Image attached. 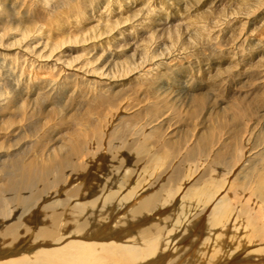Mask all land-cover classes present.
Returning a JSON list of instances; mask_svg holds the SVG:
<instances>
[{
    "label": "bare ground",
    "instance_id": "bare-ground-1",
    "mask_svg": "<svg viewBox=\"0 0 264 264\" xmlns=\"http://www.w3.org/2000/svg\"><path fill=\"white\" fill-rule=\"evenodd\" d=\"M72 1L73 0H70L71 5ZM41 2L42 0H34L35 5L38 6L41 5ZM63 3L64 2H62V4ZM65 3L67 4V0ZM198 3L203 7L201 9L202 17L196 18L197 16L193 11L197 10L196 5ZM113 4H117L118 10H114L112 7ZM128 4H134V6L129 8ZM73 7L76 14H81L82 12L87 11V13L90 14L87 19H89V22H92V24L86 29V32H77L75 35V31V43L83 44L84 42L95 41L92 46L94 49H97L101 44H96V41L108 38L118 24L124 25V20H120L123 18L124 14H126V17H129L128 20H131L128 22L130 23V26L110 38V42L111 40L115 41H112V48L108 53V57L105 59L106 64L104 71H92L89 68H84V65L76 68L70 67L65 60H62V56L55 58V54L53 55V53L56 51L57 45L55 41L50 40L45 36L38 37L32 48L17 50L14 54L7 53L8 48H6V46H0V68L3 69L5 74L7 72L10 74L12 72L11 69H14V67L11 66L12 68H10L8 67L9 65L7 66V64H4L11 61L15 62V60L21 62H27V60H30V65L35 64L39 66V68H48L47 72L49 73H44L41 76L39 74L38 77L42 79L36 78L34 83H30L31 81L27 84L24 83L25 85L23 87L22 82V84L18 83L17 77L12 79V87L14 89V91L13 89L12 91L13 93L15 92V100L22 92L24 97L23 98L21 95L24 99L23 102L26 101L25 108H22L25 109L24 114L25 119H28V124H30L34 116L36 117L37 114L40 113V109L48 108L50 110L51 106L57 99L60 100L62 97H68V95L71 94L73 97L75 94V97H79V105L81 107L84 105V101L86 106L89 102H96V99L98 98H113L114 95H117V97L121 98L119 106L117 107L121 114L126 113L127 111L133 112L134 110L136 111V109L148 105H156L157 100L151 99L149 95L147 96L149 92L153 91L157 93L159 98L163 100L167 99L165 104L168 103V106L161 110L156 118V122L159 126L170 125L169 136H173L175 134L173 129L177 124L173 126L174 123L171 122L174 115L173 109L170 105L175 104L178 100V95L181 97V95H184L185 93V96H191V98L196 101L197 106L200 107L201 111L199 116H201L202 125L209 117L214 116L216 118H227V124H231V126L233 120H236V122L239 121L235 126L231 127V131H235L234 127H239L238 130H242L240 138H238L242 145L244 144L243 148L245 147L246 151L244 152V150H242L243 160L240 167H246L248 165L247 163L250 162V171H247L250 172V176L252 175V177H255L253 180L254 183H251L255 189L250 190V195L244 197V192L240 191L242 190L240 188L243 185L239 184L241 186L239 188L240 192L238 191L239 194L237 193V195H233L231 187L234 188L235 186H232L233 183L231 180L233 179H231V176H234L233 174L237 171V168L236 170L233 169L230 174L228 173V175H231L228 179L225 178L228 175L226 174V176H223L222 173H224L226 169L228 171L229 168H226L222 173L217 171L221 173V177L223 176L225 178H223V180L218 177L219 174H217L218 176H213V174L206 175L205 171L196 174L195 172L198 170H191L193 168L188 171L186 170L187 176H182L181 166L179 165L182 162V157L177 156L173 159L171 164L164 165L163 168L159 170L160 173L157 174L156 179L152 182L149 181V183L148 181L144 182L148 183L145 186L137 185L136 183H138V181L136 180L137 182L134 183L135 185L132 186L131 184L128 190L123 191L125 188L122 187L127 184L128 181L124 182L120 179L119 188L104 195V199L101 202L102 208L100 212H98V215L96 212L92 211V213H89L84 217V213L88 210L89 206L93 209L97 207L100 195H97L96 193L91 194L89 192L91 196L97 197L88 199L87 196L81 198V195L78 196V193L74 194L77 190L73 188L75 190L73 191L72 189L74 193H70L75 197H79L74 203L77 205L76 209L79 210H76L73 212L74 214H72L71 208L74 207L71 206L72 202L68 203L71 201L70 199L67 202H62L64 205L59 210L52 207V210H49L51 212L48 213V211L44 209L46 212H43V218L42 216L39 217L42 218L40 220L38 218L40 215L38 214L41 213L40 211H38L39 213L36 212L37 215L35 214L30 217V220L35 221L38 224L41 223V225L37 228L32 227L35 229H31L30 227H27L26 229L23 228L27 232V237L25 236L27 242L25 243L24 239H22L20 244L16 245L11 242L15 245L13 248H16L18 251H24L21 254L14 256L10 249L9 252L5 250L6 253L0 250V264H264V204H261L264 200V139L261 140L258 137L260 135L264 137V132L257 134V136H254L253 134L254 131H261L264 128V118L260 117L261 115H257V110L255 109L256 106H253L250 111V119L255 118L257 121L250 124L247 123V125L244 126L245 128L243 127V129H241V120H237L240 114L237 112L238 110L236 107L228 103L227 105H222L223 108L220 113H217L215 112V106L220 105V99L212 100L211 98L217 87L219 88L222 83L226 82L234 75L242 77L243 81L240 82L241 84L248 83L249 78L250 80H254V84H256L254 90L264 87V0H210L206 3L204 0H75ZM231 8L235 9L232 10ZM123 9H126V12H123ZM230 9L232 11H230ZM113 11L115 12V15L112 16L111 14ZM94 14L96 15L93 16ZM114 17L116 18L113 22L111 19ZM233 20H239L238 22H243V24H250V28L247 32L242 34L244 36L241 39H230L232 41L229 43V50L235 49V55H227L225 58L214 56L211 59H200L201 55H198L197 58L192 56V60L194 61V65H192L190 63L189 55H197L205 51L209 43V34L213 33L215 28H220L225 22H236ZM173 29L182 30L183 35L189 36V40H186V45L176 43L171 49L167 45L161 46L162 41L160 40L164 39L161 37H165L167 33H170L172 40L176 37L175 35L177 34L170 32ZM179 36L180 35L177 37ZM72 38L73 37L70 38L71 44H73ZM166 40H169V38L165 39V41ZM116 41L119 42L115 43ZM127 44L131 53L127 57L124 55L122 57V54L118 53L119 50L117 47L126 46ZM155 46L161 50L157 52L154 50ZM101 56L102 54L100 57ZM205 60L208 61L205 62ZM41 61L44 62L42 63ZM201 61H203L202 64ZM47 62H50V64ZM223 65L226 70L220 72V68ZM29 70L27 72L31 73ZM213 71H215V74H210ZM21 74L22 72H19L18 75ZM14 75L18 76L16 73ZM28 75L31 76V74ZM33 76L34 75L31 76L32 79H34ZM23 77L24 76L21 75V78ZM68 77L75 78V82L79 84H75L76 86H74V88L70 85V87L67 86L68 84L66 81L68 80ZM4 79L5 77L3 80ZM86 80L94 82V85L86 86L84 83ZM135 80L137 82L152 84L147 90L143 89L134 91L135 88L133 82ZM65 82L67 85H65ZM158 82H164V85L158 87ZM3 83L5 84V82ZM0 85L2 84L0 83ZM247 87L250 88L249 85ZM81 89L87 92V96L84 98L79 95ZM200 92H202V94H198ZM3 93L0 92V110L2 109L1 112L4 114L5 111L8 112L11 110L9 104L15 100L14 94L9 96ZM132 93L139 98V102L136 105L130 106L131 99L129 97ZM209 95L211 97H209ZM208 98L211 99L214 106H209ZM74 100H77V98ZM214 100L218 104H216ZM261 101L264 103V98H262ZM130 109L132 110L130 111ZM73 123L74 121L71 122L74 126ZM81 123L82 122L80 121L76 123L80 127L78 130L74 129L73 131H69L72 127L70 123V126L66 125V127H64L66 130H55V135L53 134L51 139L47 141L46 145H44L46 148L45 152L49 153L50 150H54L56 144L58 146L60 145L59 147H62V150L63 147H66L67 149L70 148L73 150V152L83 148L81 147L83 144L82 136H80L79 133L82 128V126H80ZM147 123H149V121ZM40 124L41 129L47 125V122H42ZM202 125H200V127H202ZM137 126H139V124ZM144 127L146 128V126ZM8 130H6V132L5 130H0V135L3 133V136L5 133L10 135ZM11 130L12 128H10V131ZM200 130H202V128ZM123 133L124 132L122 131V134ZM194 135L195 137H192L191 141L196 143L199 137H201V133ZM235 137H237V135ZM140 140L139 142H141ZM131 142H135V140ZM227 144V135L223 137L220 136V138L213 143L209 155L217 156L218 154H221V152L227 150ZM133 145L136 146L134 143ZM122 147L123 146H120L119 144H113L111 146L110 153L112 161L114 162L111 167L116 166L120 163L123 157H125L123 154L124 152H121ZM233 147L235 148V146ZM130 148V151H133L135 148L138 149V147L134 148V146ZM231 149L233 150V148ZM82 150L83 149H81V151ZM2 151L4 152V150ZM147 152H149V150ZM164 153L163 155L166 156V154L168 155L170 152L166 154ZM183 153L185 154V152ZM128 155L129 154H127V156ZM154 155L155 153L153 154V159ZM159 155L158 157L161 156ZM75 158L77 157L75 156ZM81 159L82 158H79V161ZM165 159L166 158H164V160ZM64 160L66 161V159ZM164 160L162 159V161ZM179 160H181V162ZM67 161H69V158ZM81 161L79 162L80 164ZM176 161H178V163H175ZM220 161L221 160H219V162ZM232 161L233 163L235 162L234 160ZM153 165L154 164H152V166ZM231 165L233 167V164ZM142 166L143 168L139 170H147L144 169L143 164ZM199 166L201 165L199 164L198 167ZM86 168L88 170V165ZM95 168L96 167H94V169ZM80 169L83 168L80 167ZM205 169L206 168H204V170ZM245 170L244 172H246ZM32 172V167L26 169L23 172L19 183L26 187H30L29 189L31 192H34V189L35 192H37L39 190L35 186L40 184L41 187L50 175L47 168L37 174V178L33 177L34 173L32 174ZM89 172H91V170ZM143 172L144 171H141V173ZM239 172L242 171L240 170ZM105 174L109 175L108 171H106ZM122 174L130 181V176L127 175L126 170L122 171ZM98 175L100 174L98 173ZM91 176L96 177L97 174L96 176L93 174L89 177ZM150 176L152 177V175ZM118 178L119 177L116 176V179ZM161 179H163V183H161ZM190 179L193 181L191 185L187 184L188 186H186V189L180 190L182 184H186L185 182H189ZM58 180L60 181V179ZM174 181L180 183L178 190H180L179 193L182 191L183 194L180 195L176 205L173 204V206L167 208V212L169 213V217L167 218V214L165 215L166 211L162 212V209L165 205L172 204V200L176 198V193H174L171 188L167 190L166 188L168 186L166 187L164 182L168 184L169 182ZM237 181V183H239V180ZM99 183L100 184L96 183L97 185L95 186L102 187L101 185L103 184V181L101 180ZM237 183L233 185L237 186ZM20 184L18 187H20ZM183 187L185 188V186ZM246 188L248 187H245V190ZM104 189L105 188H102L101 191H104ZM90 190H92V188ZM89 193L87 195H89ZM14 204L17 203L15 202ZM108 207H110L111 210H106ZM18 208L19 207H17V209ZM39 209L41 210V207ZM26 211L29 213L28 210ZM32 211L34 212V210ZM77 215H79V217ZM93 221H95L96 224L94 227H91ZM3 222L4 220H2L0 224ZM12 223H6L3 232L0 231V237L1 235H13V238L19 236L17 225ZM63 224H65L63 238L66 237L63 241H66V239L68 240L64 244L55 247L50 246L52 248H36L34 245V250L32 246L27 245L28 242H33L30 244L32 245L38 243V241L39 243L42 241L45 243L46 240L50 241L51 239H53L51 241H62L55 238V236L58 234L57 231H60L58 229L62 228ZM100 226H102V229H99ZM123 228H125V230ZM60 234L62 235V233ZM82 235L86 240L81 239L83 238ZM110 238L115 239L112 240ZM106 239L107 241H104ZM42 244L43 243H41V245ZM27 247L30 248L29 251H27Z\"/></svg>",
    "mask_w": 264,
    "mask_h": 264
},
{
    "label": "rangeland",
    "instance_id": "rangeland-1",
    "mask_svg": "<svg viewBox=\"0 0 264 264\" xmlns=\"http://www.w3.org/2000/svg\"><path fill=\"white\" fill-rule=\"evenodd\" d=\"M52 1H54V2H52ZM57 1L56 0H46V1L42 0L41 5L38 6V5H35L34 0H0V30H1V35H2V36L0 35V37H1L0 38V46L1 47L6 46V48H8L7 53L14 54L17 50H22L25 48H32L35 45V40L38 37H44L45 36V37H48L50 40L55 41V43L57 45L56 51H54V53H53V55L55 54V58L62 56V60H65L70 67L76 68V67H80V66L84 65V68H89L92 71H104L105 70V64H106L105 59L108 57V53L110 52V49L112 48V41H115V40H111V42H110V38H112L113 36L117 35L120 31H122V30H124L130 26V23H128L131 21V20H128L129 17H126L125 16L126 14H124L123 18L120 19V20H124V25L118 24L115 27L114 31H112V33H110L108 38H103V39H99L100 41L99 40L96 41V44L100 43L101 46H99L97 49H94L92 45H93V43H95V41L84 42L83 44H78V43L74 42L75 38H76L75 35L77 34V32H82V31L86 32L87 31L86 29L89 27V25L92 24V22H89V19H87V17L90 14H88L87 11L82 12L81 14H76L74 11V7H73L75 0L72 1V5L70 4V0H67V4L65 3L66 0L65 1L64 0H62V1L57 0ZM208 1H210V0H204L205 3ZM62 2H64L63 3L64 5L62 4ZM128 5H129V8L130 7L132 8L134 6V4H132V5L128 4ZM95 7H97V6H95ZM112 7L114 8V10H118L117 4H113ZM202 8L203 7H201L199 5V3L196 5L197 10L193 11V13L197 16L196 18L202 17V14H201ZM231 9H230V11L234 10L235 8H233L232 10ZM122 11L126 12V9H123ZM122 11H121V13H122ZM95 15L96 14H94L93 16H95ZM111 15L112 16L115 15V12L113 11V13ZM115 18L116 17L111 19V21L114 22ZM233 21H236V22H225L226 25L222 24V26L220 28H215V31L213 33L209 34L210 35L209 36V43H208V46L205 49V51H203L197 55H189L190 56V63L192 65H194V61L192 60V56H195V58H197L198 55H201L200 59H203V58L204 59H206V58L211 59L214 56L225 58L227 55H229V56L235 55V49L229 50V48H230L229 43L232 41L230 39H232V38L241 39L244 36L242 34L247 32V30L250 28L249 27L250 24L249 23L243 24V22H238L239 20H233ZM29 30H31V31H29ZM75 31H76V33H75ZM170 32L177 34V35H175L176 37L172 40L170 33H167L165 37H161V38H164L163 40H160V41H162L161 46L167 45L171 49L172 46L174 47V44H176V43L186 45V40L187 41L189 40L188 39L189 36L183 35L182 30L173 29ZM74 33H75V35H74ZM178 35H180V36L177 37ZM71 37H73L72 38L73 44H71V41H70ZM168 38H169V40L165 41V39H168ZM118 42L119 41H116L115 43H118ZM156 44H157V42H156ZM103 47H104V50H103ZM117 49L119 50L118 53L122 54V57H123V55L127 57L131 53L130 49L128 48V44L126 46L117 47ZM154 50H156L158 52L161 49H158V47L155 46ZM101 54H102V56L100 57ZM53 60H54V58H53ZM203 61H201V64L203 63ZM206 61H208V60H205V62ZM15 62L11 61L9 63L7 62L4 64V65L7 64V66L9 65L8 67H10V68L14 67V69L12 68L13 70L11 69V71L13 73L11 72L9 74L7 72L5 74L3 72V69L0 68V73H1L0 74V83L2 84V85H0L1 86L0 92H2V93L4 92L3 94H5V95L7 94L9 96L14 94V100H15V92L13 93L14 89L12 87V83H13L12 79H14V77H17L19 84L23 83L22 84V87H23L29 81H31L30 83H34L36 78L42 79V78L38 77L39 74L41 76L44 73L45 74L49 73V72H47L48 68H45V67L39 68V66H37L35 64L30 65V60H27V62H25V61L21 62V61L15 60ZM47 63L50 64V62H47ZM16 64H17V66H16ZM7 66H5V67H7ZM25 66H26V68H25ZM19 68L20 69L23 68V69L20 70ZM29 68H30V70H29ZM17 69H19V70H17ZM28 70L31 73L27 72ZM192 70H195V69H192ZM225 70H226V68L223 65L220 68V72H223ZM19 72H22L21 75L24 76L26 78V80L24 77L21 78V75H18ZM15 73L18 76H15L14 75ZM28 74H31V76L34 75L33 76L34 79H32V77ZM210 74H215V71L211 72ZM52 75H54V74H52ZM4 77H5V79H4L5 81L3 80ZM18 77H19V79H18ZM6 79L8 80L9 84H8ZM69 79L72 80L73 82H75V80H76L75 78L68 77V80L66 81L68 85L66 84V82H65V85H67V86L70 85L72 88H74V86H76L75 84H77V83L76 82L73 83ZM241 81H243L241 76H235L234 75L233 77L228 79L226 82L222 83L219 86V88L217 87L214 94H212V97L210 95H209V97H211L212 100L213 99H215V100L220 99V105L215 106V112H217V113H220L221 109L223 108L222 105H227L228 103L231 104L232 106L236 107V109L238 110L237 112L240 114L239 117L237 118V120H241L240 128L243 129V127L246 126L247 123L250 124V123H253L254 121H257V119H255V118L250 119V111L252 110L253 106H256L255 109L257 110V115L258 116L261 115L260 117L264 118V103L261 101V99L264 98V87H262L261 89L254 90L255 85H256V84H254V80H250V78H249V82L245 83V84H241L240 83ZM3 82H5V84ZM84 83L86 86H88V85L91 86L92 84L94 85V82H90L89 80H86V82L84 81ZM151 84L152 83L137 82L135 80L133 82V85L135 88L134 91L143 90V89L147 90ZM157 85H158V87L162 86V85H164V82L159 83ZM248 85L250 86V88L247 87ZM12 89H13V91H12ZM83 89H81V92H83V93L79 92V95L82 98L87 96V92L83 91ZM203 91H206V90H203ZM198 94H202V92H200ZM21 95L23 97L22 92H21V94H19L18 97H16L15 101L10 102V104H9V106L11 108L10 111H8V112L5 111L3 114L1 112L2 109L0 110V127H1L0 130H5V132H6V130L9 129L8 132H10V135L8 133H5L4 136H3L4 133L0 135V158H1L0 159V223L2 220H4V222L2 224H0V231L3 232V228L6 227L5 226L6 223H12L13 222L12 224L17 225V228H18L17 230L19 233V236L15 237V238H13L14 237L13 235L12 236L11 235H1V237H0V250L4 251V253H6V251L9 252V249H10V251H12L11 253H13V255L15 256V255L21 254L24 251V250L18 251L16 248H13V247L16 244H20V242H22V239H24L25 243L27 242L25 239L27 237V234H26L27 232L25 231V229L27 227H30L31 229H35L32 227L37 228L38 226L41 225V223L38 224L37 222L30 220V217H32L35 214L37 215L36 212L40 211L41 214H38V215H40V216H38V218L41 216L43 218L44 217L43 212L48 211V213H50L51 211H49V210H52V207H54L56 210H59L64 205V203L62 204V202H67L71 199V201H69L68 203L72 202L71 206L74 208H71V211H72V214H74L73 212H75L76 210H79V209H76L77 205L74 204L76 202V199H79L78 196L81 195L80 196L81 198L88 196L87 198L89 199V198L97 197V196H91L92 193H96L97 195H100L99 200L97 202L98 205L95 209H93V208H91V206H89L88 210H86L84 213V217L87 214L92 213V211L96 212V214L98 215V212H100V210L102 208L101 202L104 199V195L108 192H111V191L119 188L120 179L123 180L124 182L128 181V183H129V184L128 183L125 184L122 187V188H125L123 191L128 190L130 188L131 184H132V186L135 185L134 183H136L137 181H138V183H136L137 185L145 186L149 183V181L152 182L154 179H156L157 174L160 173L159 170L162 169L164 165L166 166L168 164H171L173 159H175V157H177V156L182 157V162H181V160H179L181 162L179 165L181 166V175L183 174L182 176H187L186 170L188 171L191 168H193L191 170H195V171L198 170L197 172H195L196 174H198L199 172L202 173L203 171L206 172V175H210V174L212 175L213 174V176L214 175L218 176L217 174H219L218 177L220 179L222 178V180H223V178H224L223 176H226V174L228 175V173L230 174L233 169L236 170V168H237V171H236L237 173L235 172L233 174L234 176L228 175L227 177H225L228 179L229 176H231V179H233V180H231V179L230 180L233 184H236L238 182L237 180H239V183H237L238 184L237 186L232 184L233 187L235 186L234 188L231 187V189L233 190V195H237V193L239 194V192L241 191V192H244V197H246V196L250 195L249 194L250 190L255 189V187H253V184H251V183H254L253 180L255 179V177H252V175L250 176V172H248V171H250V162L247 163L248 165L246 167L245 166L240 167L241 162L243 160L242 150H244V152L246 151L245 147L243 148L244 144L242 145L241 141L239 140L240 135L242 133V130H238L239 127H234L235 131H233V132L231 131V127L235 126L236 123L239 121L236 122V120H233L232 121L233 124L231 126V124H227V120H228L227 118H216L214 116V117H209L207 119V121L204 122L202 125L201 116H199L200 111H201L200 107L197 106L196 101L194 99H192L191 96H185L186 95L185 93H184V95H181V97L178 95V100L175 102V104L170 105L173 109V115H174L171 122L174 123L173 126L175 124H177V126L173 129V132H175V134L173 136H169V130L171 128L170 125L167 124L164 126H159L158 123L156 122V118L160 114L161 110H163L166 106H168V103L165 104V102H167V99L163 100V99L159 98L157 93L153 92V91L149 92L147 94V96L149 95L151 97V99L157 100L156 105H152V106L148 105L146 107L136 109V111L134 110L133 112L127 111L126 113H121L122 115L119 113L120 110L117 109V107L119 106V102L121 100V98L117 97V95H114L113 98H105V99L98 98V99H96V102H89L88 104H86V106H85V101H84V105L81 107L79 105V103H80L79 97H75L76 94L73 97V95L71 94V95H68V97L67 96L62 97L60 100L57 99L54 102V104L51 106L50 110L48 108L40 109V113H38L36 117L35 116L33 117L30 124H28V122H27L28 119L27 120L25 119V114H24L25 109L24 108H25V102L26 101L23 102L24 97L22 98ZM136 97L137 96H135L133 93L130 95V97H129L131 99L130 100V106L138 104L139 98L138 97L136 98ZM76 98H77V100H74ZM71 99H73V100H71ZM215 103L218 104L216 101H215ZM208 104H209V106H214L210 98H208ZM22 107H24V108H22ZM131 110L132 109H130V111ZM213 115H215V114H213ZM120 118H121V120H120ZM73 121H74V123H73L74 126L71 124V122H73ZM78 121L82 122L80 124V126H82L81 132H79V133H80V136H82V140H83V144L81 146L83 148H80L78 151H81V149H83L82 150L83 152L82 151L81 152H78V151L73 152V150H71L70 148L67 149L66 147H63V150H62V147H59L60 145L58 146L57 144L55 145L54 150H50L49 153L45 152L46 148L44 145H46L47 141L51 139L53 134L55 135V132H54L55 130L65 129L64 127H66V125L70 126V124L72 125V127H71V129H69V131H73L74 129L78 130V129H80L79 125L76 124ZM148 121H149V123H147ZM42 122L43 123L47 122V125H46L47 127L45 126L46 128L45 127L41 128V129L44 128L43 130L40 129V125H41L40 123H42ZM137 123L139 124V126H137L138 125ZM154 124H155V126H154ZM200 125H202V127H200ZM144 126H146V128ZM7 127H8V129H7ZM125 127L127 130L125 129ZM10 128H12L11 131H10ZM149 128H151V129H149ZM201 128H202V130H200ZM13 130L16 132H14ZM128 130H129V132H128ZM122 131L125 134L124 133L122 134ZM134 132H136V133H134ZM143 132H144V134H143ZM166 132H167V134H166ZM196 132H198V133H196ZM261 132H264V128L261 131H256V132L254 131L253 134H254V136H257V134H260ZM199 133H201V135H200L201 137H199L200 140L198 139L196 141V143L192 142L191 138L195 137L194 134H199ZM131 135H132V137H131ZM225 135H227V138H228L227 150H224L223 152H221V154H218L217 156H210L209 154H210V150L212 148L213 143L217 139H219L220 136L223 137ZM236 135H237V137H235ZM260 136H258V137L261 140L264 139L263 136H261L262 138ZM125 137H126V139H125ZM136 137H137V139H136ZM129 138H131L132 140ZM138 139L139 140L141 139L140 140L141 142H139ZM133 140H135V142H131ZM175 141H176V143H175ZM230 142H232V143H230ZM133 143L136 144V146L133 145ZM113 144H115V145L119 144L120 146H123L121 152H124L123 154L125 155V157H123V159L120 161V163H118L116 166L111 167L114 163L112 161V157H111V153H110V149H111V146ZM124 145H125V147H124ZM131 145H133L134 148L138 147V149L133 148L134 150L130 151V149H132L130 147H133ZM139 145H141V146H139ZM233 146H235V148ZM166 147H167V149H166ZM147 148H149V149H147ZM155 148H156V150H155ZM231 148H233V150ZM139 149H140V151H139ZM144 149H147V150H144ZM158 149H160V150H158ZM164 149H165V151H164ZM2 150H4V152ZM148 150H149V152H147ZM174 151H175V153H174ZM168 152H170V153H168ZM183 152H185V154ZM154 153H155V155H154V159H153L152 157H153ZM163 153L164 154L168 153V155L166 154V156H165V155H163ZM127 154H129V155L127 156ZM63 155H64V157H63ZM81 155H82V157H81ZM158 155L160 157H158ZM75 156L77 158H75ZM78 157L82 158L81 159L82 161L80 160L81 164L79 163L80 161H79ZM68 158H69V161H67ZM161 158L163 160H164V158H166V159L164 161H162ZM64 159H66V161ZM71 159H73V160H71ZM218 159L221 161L219 162ZM232 160H234L236 163L235 162L233 163ZM152 162H154V163H152ZM175 163H178V161H176ZM142 164L144 165V169H147V170H139V169L143 168ZM152 164H154L153 165L154 167L152 166ZM199 164L201 166L198 167ZM220 164H223V165H220ZM231 164H233V167ZM87 165L89 167L88 170L86 168ZM204 165H205V167H204ZM237 165H239V166H237ZM69 166H71V167H69ZM83 166H86V167H83ZM155 166L156 167L158 166V167L156 168ZM224 166H226V167H224ZM234 166H235V168H234ZM29 167L33 168L32 174L34 173V175H33L34 178H37V176H38L37 174L41 173L46 168L48 169V173L50 175V176H48V179L42 184L41 187H40V184H38V182H37L38 185L35 186L39 190L37 192H35V189H34V192L33 191L31 192V190L29 189L30 187H26V186L21 185L19 183L20 178H22L23 172L26 169H28ZM73 167H75V168H73ZM80 167L83 169H80ZM94 167H96V168L94 169ZM204 168H206V169L204 170ZM226 168H229L228 169L229 172L227 171ZM245 168H246V170H245ZM200 169H202V170H200ZM71 170H73V171H71ZM80 170H81V172H80ZM90 170H91V172H89ZM125 170L127 171V175L130 176V181L128 180V178H126L122 174V171H125ZM224 170H225V172H224ZM240 170L242 172H239ZM244 170L246 172H244ZM59 171H61V172H59ZM106 171H108L109 175L105 174ZM136 171H137V173H136ZM141 171H144V172L141 173ZM217 171H220L221 173L223 171L224 172V173H222L223 176L221 177L220 176L221 173L217 172ZM84 172H85V174H84ZM73 173H74V175H73ZM98 173L100 175H98ZM138 173H141V174H138ZM242 173H243V175H242ZM93 174L95 176L97 174V176H96L97 179L94 176L89 177L90 175H93ZM83 175H85L88 178H86ZM150 175H152V177ZM154 175H155V177H154ZM236 175L239 177H237ZM116 176H118L119 178L116 179ZM136 176L139 178H137ZM61 177H63V178H61ZM99 178L103 181V184L101 183L102 187H96L95 186L97 184H100L99 182L101 180ZM146 178H148L149 180ZM234 178H235V180H234ZM58 179H60V181ZM80 180H81V182H80ZM162 180L163 179H161V181ZM147 181H148V183H144ZM192 182H193L192 179H190L189 182L188 181L185 182L186 184H184V185L182 184V187L180 190L186 189V186H188L189 184L191 185ZM18 183L20 184V187H18L19 186ZM161 183H163V181ZM81 184H82V186H81ZM164 184L166 185V187L168 186L166 188L167 190L171 188L172 191L174 193H176L175 194L176 198L173 199L174 201L172 200V202H171L172 204H167L162 209V212L166 211L165 215L167 214V218H168L169 213L167 212L168 211L167 208L173 206V204L176 205L177 201L180 198V195H182L183 193H182V191H181V193H179L180 190H178V188L180 186L179 185L180 183L177 181L169 182L168 184L166 182H164ZM239 184L240 185L242 184L243 186L241 187ZM83 185H84V187H83ZM183 186H185V188ZM77 187H78V189H77ZM245 187H248V188H246V190H245ZM40 188L42 189V192H41ZM73 188L75 190H77L76 193L73 192V191H75ZM91 188H92V190H90ZM102 188H105L104 191H101ZM239 188L242 190H240ZM20 189H22V190H20ZM72 189H73V191H72ZM243 189H244V191H243ZM175 190H176V192H175ZM13 192H14V194H13ZM40 192L43 194H41ZM70 192H72L74 194L78 193V196L75 197ZM88 193H89V195H87ZM65 195H67V196H65ZM175 195H174V197H175ZM19 196H21V197H19ZM74 197H75V200H74ZM253 201H255V200H253ZM15 202L17 204H14ZM259 202H261V201H259ZM238 203H240V202H238ZM261 204H264V200L262 201ZM29 205H30V207H29ZM17 207H19V208L17 209ZM40 207H41V210L39 209ZM26 210H28L29 213H27ZM32 210H34V212ZM106 210H111V208L108 207ZM263 210H264V206H263ZM77 216L79 217V215H77ZM42 218H39V220ZM172 218H173V216H172ZM95 220H98V219H95ZM94 222L95 221H93V224L91 223V227L95 226L96 222L95 223ZM65 224H63L62 228L58 229L60 231H57L58 234H56V236H55V238L60 239L62 241H59V240L58 241H55V240L51 241V240H53V239H51L50 241L46 240L45 243H44V241H42L40 243L38 241V243H35L32 245H30V244L33 242H31V243L28 242L27 245L32 246L33 250H34L35 249L34 245L36 248H38V247L52 248L50 246L55 247V246H60V245L64 244L66 241H68L67 239H66V241H63L66 238V237L63 238L64 237L63 235H64ZM102 226H100L99 229H102ZM23 228H25V229H23ZM216 228H218V227H216ZM123 229L125 230V228H123ZM20 231L22 232V234ZM61 231H63V232H61ZM60 233H62V235ZM73 234L76 235L75 233H73ZM77 234H79V233H77ZM58 235H59V237H58ZM74 237H76V236H74ZM74 237H71V238H74ZM81 239L86 240V238H84V236ZM110 239L113 240L115 238H110ZM123 239H121V240H123ZM69 240H71V239H69ZM104 241H107V239ZM11 242L15 245H13ZM41 243H43V244L41 245ZM26 249H27V251L30 250L29 247H27Z\"/></svg>",
    "mask_w": 264,
    "mask_h": 264
}]
</instances>
